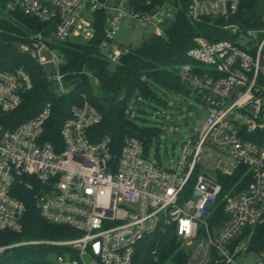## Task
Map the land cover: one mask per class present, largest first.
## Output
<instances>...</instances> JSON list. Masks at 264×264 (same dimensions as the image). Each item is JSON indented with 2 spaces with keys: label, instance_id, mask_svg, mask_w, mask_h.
Returning a JSON list of instances; mask_svg holds the SVG:
<instances>
[{
  "label": "built area",
  "instance_id": "2783aa9c",
  "mask_svg": "<svg viewBox=\"0 0 264 264\" xmlns=\"http://www.w3.org/2000/svg\"><path fill=\"white\" fill-rule=\"evenodd\" d=\"M241 1L187 5L190 22L221 18L225 23L216 27L232 40L196 36L187 52L193 63L182 66L181 82L205 103L207 117L186 139L173 169L153 160L137 138H126L119 149L109 136L94 141L91 130L102 115L86 96L71 108L59 143L45 138L50 103L14 127L10 115L32 83L22 70L0 71V234L24 232L27 207L19 196L27 191L43 220L72 234L24 243L62 249L57 264H132L140 241L167 228L182 249L192 247L186 264H244L250 241L245 231L264 225V29L229 22ZM167 5L138 12L130 0H7L6 11H21L45 25L18 48L42 69L54 65L48 79L66 95L58 43L74 37L89 43L102 25L101 54L119 66L131 52L115 42L120 28L128 22L154 25L152 35L162 36ZM237 172L236 184L224 193L221 179ZM20 245L1 246L0 256ZM253 264H264V250Z\"/></svg>",
  "mask_w": 264,
  "mask_h": 264
},
{
  "label": "trees",
  "instance_id": "16d2710c",
  "mask_svg": "<svg viewBox=\"0 0 264 264\" xmlns=\"http://www.w3.org/2000/svg\"><path fill=\"white\" fill-rule=\"evenodd\" d=\"M189 2L190 0H130L132 7L138 12H151L156 7L170 4L174 6L176 14L163 25L162 36L150 35L140 48L131 49L119 66L114 67L101 54L99 45L103 38L102 25L97 38L89 43H58L56 47L65 59L61 73L68 89V94L63 95L56 92V83L45 76L43 69L18 48L22 40L42 31L45 25L21 11H6L7 0H0V71L16 73L22 69L32 83L30 89L21 93L22 104L19 109L10 115L13 126L36 117L50 103L52 115L46 125L45 138L49 142L59 143L61 127L70 117L71 108L81 105L86 96L102 115V122L91 130L94 141H101L109 136L112 148L119 149L126 138H137L143 142L145 151L149 152L156 133L130 123L133 109H129L128 103L132 93L139 91L134 96L137 108H140V103L144 100L155 98L151 79L168 91L190 95L191 90L181 82L180 70L182 66L193 63L187 57V52L194 47V38L201 35L211 42L232 40L228 33L215 27L225 23L221 18L207 19L200 23L190 22L186 17ZM97 18L103 22V15H97ZM229 22L240 25L244 30L264 29V0H242L237 14ZM91 77L95 80V88L90 82ZM124 90L128 92V96L122 99ZM239 177L240 173L237 172L233 177L221 179L224 193L236 184ZM19 198L27 207L25 230L20 235L0 234V245L22 239L60 240L72 236L69 230L51 225L41 218L33 201V193L21 191ZM243 237L250 238V252L259 254L264 250V225L246 230ZM62 252V249L43 245L19 246L0 256V264H57L55 258ZM187 260L188 253L182 249L173 229L167 228L140 241L132 264H186Z\"/></svg>",
  "mask_w": 264,
  "mask_h": 264
},
{
  "label": "rangeland",
  "instance_id": "374dc122",
  "mask_svg": "<svg viewBox=\"0 0 264 264\" xmlns=\"http://www.w3.org/2000/svg\"><path fill=\"white\" fill-rule=\"evenodd\" d=\"M166 7L170 9V12L166 15V20L168 22V20H172L175 17L176 13L174 6L168 4ZM154 31V25L142 27L138 23L128 22L120 28L115 37V42L119 46L136 50L143 45L144 40L150 37ZM48 39L47 37V40ZM71 41L77 45L84 43L82 38L74 37L71 38ZM43 57L46 58L47 61L51 59V56L46 53H44ZM56 70L54 65H47L43 68L44 74L47 77L56 73ZM90 82L92 87L95 88L94 78L91 77ZM150 83L155 88V98L153 100H144V102L140 103V108H137L134 103V96L137 95L139 91L136 90L132 93L130 102L128 103L129 109H133V118L130 120V123L137 128L151 129L156 133L149 150L150 156L166 169H173L181 157L182 147L186 139L197 133L201 122L207 117V108L205 103L197 99L193 91L190 92V95L180 92L174 93L166 90L163 85L154 79H151ZM55 90L58 93L57 88H55ZM126 96H128V92L124 90L122 92V99L126 98ZM126 207L130 208L131 205L126 204ZM30 241L31 240L22 239L8 245L16 246L23 244L20 246H25L24 243ZM8 245H0V247ZM14 248L16 247H12L6 251H10ZM191 250L192 247H185L187 253ZM255 258L256 253L249 251L248 258L244 261V264H253ZM84 261L86 263L90 262L87 257L84 258Z\"/></svg>",
  "mask_w": 264,
  "mask_h": 264
}]
</instances>
